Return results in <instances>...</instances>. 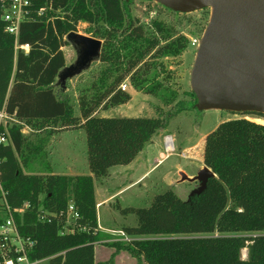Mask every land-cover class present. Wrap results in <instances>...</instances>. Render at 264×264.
Returning <instances> with one entry per match:
<instances>
[{"label":"trees","instance_id":"obj_1","mask_svg":"<svg viewBox=\"0 0 264 264\" xmlns=\"http://www.w3.org/2000/svg\"><path fill=\"white\" fill-rule=\"evenodd\" d=\"M33 4L34 13L49 4L54 11L21 24L18 41L30 48L16 50L0 0V112L16 120L0 123V132L9 139L0 143V181L11 208L23 209L14 215L20 234L33 241L31 260L102 264L95 256V243L102 238L95 179L108 177L114 165L132 162L173 116H102L97 109L131 100L132 94L121 87L127 77L136 90L158 95L162 84L152 72L157 62H149L148 55L153 49V57L178 55L188 40L174 37L173 28L161 20H155V32H149L132 17L129 1ZM82 21L102 40V68L97 79L80 90L77 114L72 99L59 94L55 84L66 67V37ZM175 96L164 98L171 103ZM23 125L38 134H25ZM59 125L86 130L90 174L53 173L45 146L54 132L51 127ZM203 158L215 175L189 199L169 189L155 195L147 207L118 205L122 214H135L137 224L124 227L132 237L129 242H108L116 249L113 257L126 250L147 264H264V123L224 119L207 134ZM35 161L41 170L25 172ZM71 203L79 216L68 221ZM3 219L0 216V224ZM245 247L248 255L243 258Z\"/></svg>","mask_w":264,"mask_h":264},{"label":"rangeland","instance_id":"obj_2","mask_svg":"<svg viewBox=\"0 0 264 264\" xmlns=\"http://www.w3.org/2000/svg\"><path fill=\"white\" fill-rule=\"evenodd\" d=\"M124 1L130 2L129 9L132 17L143 24L149 32L154 33L153 22L161 20L166 26L173 28L172 35L174 37L183 35L188 40L187 47L178 55L153 57L154 49L148 55L147 59L149 62H157L153 66L152 72L154 70L157 72V79L162 84L159 87L158 95L136 90L131 84L129 77H127L123 82H127L126 90L134 94L133 99L130 102L109 109L98 108L96 112L97 115L102 116L151 117L166 116L168 113L173 116L168 125L161 128L147 145L149 146L151 143L159 144L158 142L164 140L167 135H171L174 139L175 150L169 152L166 150L165 145L161 144L160 149L166 157H163L160 165L149 172L142 185L125 190L120 199H115L113 202V207L119 214L116 217V219L118 218L117 221L125 222L128 225H136L137 216L133 213L122 214L117 209L118 205L121 207H147L151 204L155 195L169 189L175 191L182 199H189L200 188L201 181H189L185 179L184 174L193 177L201 173V169L206 167L203 158L205 136L224 119L244 117L264 123V114L235 112L218 108L206 109L200 105V99L192 84V71L198 52V47L193 44V39H202L212 17V7L183 12L174 10L156 0ZM88 28L89 24L82 21L79 23L76 33L99 38L94 36L93 32ZM66 39L69 41V44L63 47L66 56V68L58 77L55 85L59 94L72 99L76 113L79 114L78 97L80 90L97 79L102 64L100 63V57L96 56L91 59L87 66L83 68L77 66L78 59L83 53V45L78 40L77 35H67ZM165 42L163 39L159 45ZM173 94H176V96L171 103H167L165 98L169 99ZM181 107H184V109L179 111ZM59 127L61 129L57 131L60 132L54 138L51 136L45 146L46 159L50 161L54 171L57 173H70L69 169H74L80 174H90L86 130L80 126L65 127L64 125H59ZM52 130L56 131L55 128ZM23 132L30 136L38 134L39 131L33 130L28 125H23ZM152 150L153 155L158 153L156 145L152 146ZM33 167L30 169L25 168L24 170L25 172L41 170L39 161H35ZM117 168H119V165L112 167V171ZM143 169L144 166H141L135 173H140ZM123 181L126 180L123 179ZM104 184L109 188L115 189L117 181L110 180L107 182V179H105ZM97 185L102 186L103 184L97 183ZM109 221L112 225L117 224L113 215L110 216ZM215 234L218 233L216 232ZM243 234L256 235L258 232H246ZM111 236L115 239H121L120 234ZM105 245H108V243H105ZM114 255L116 256L117 253ZM247 255L248 248L245 247L242 250V257L246 258ZM115 256L110 255L107 260L99 258L98 262L116 264L117 259ZM40 264H46V261H42ZM119 264L147 263L141 257H134L128 252L119 259Z\"/></svg>","mask_w":264,"mask_h":264},{"label":"water","instance_id":"obj_3","mask_svg":"<svg viewBox=\"0 0 264 264\" xmlns=\"http://www.w3.org/2000/svg\"><path fill=\"white\" fill-rule=\"evenodd\" d=\"M156 1L183 12L213 8L192 71L200 105L264 114V0ZM68 35H77L83 45L77 66L83 68L93 57H100L101 39L76 31ZM213 175L209 167L202 168L193 180L201 181L196 192Z\"/></svg>","mask_w":264,"mask_h":264},{"label":"built area","instance_id":"obj_4","mask_svg":"<svg viewBox=\"0 0 264 264\" xmlns=\"http://www.w3.org/2000/svg\"><path fill=\"white\" fill-rule=\"evenodd\" d=\"M33 0H2V18L6 23V31L16 38V50L23 49L28 51L29 44H20L19 33L21 24L25 21L35 19V15L42 16L47 10H52L51 4L40 7L34 13ZM54 17V16H53ZM53 17H49L50 20ZM201 38L193 39V44L200 46ZM127 82L121 84L122 89H127ZM8 120H13L14 117L7 115L4 111L0 112V123L6 124ZM9 141L6 134L0 132V143H7ZM165 148L171 152L175 150L174 139L171 135H167L164 139ZM0 216L3 222L0 224V264H39L43 260H31L28 256V250L32 247L33 241L20 234L18 225L15 219L14 211L21 212L23 209L13 210L6 198V191L4 190L0 181ZM28 204H25L27 206ZM79 213L74 204L69 205L68 221L78 218ZM69 232L73 229L69 228ZM114 234H120L121 239L130 241V236L123 230H116Z\"/></svg>","mask_w":264,"mask_h":264},{"label":"crops","instance_id":"obj_5","mask_svg":"<svg viewBox=\"0 0 264 264\" xmlns=\"http://www.w3.org/2000/svg\"><path fill=\"white\" fill-rule=\"evenodd\" d=\"M131 93V92H130ZM132 94V93H131ZM134 94H132L133 99ZM130 102V101H129ZM219 124V123H218ZM56 129V131L53 132L51 136L53 138L60 132L57 131L61 129V127H53ZM207 136V135H206ZM205 136V139H206ZM52 138V139H53ZM159 144L151 143L149 146L147 145L137 156L136 158L128 163V164H122L119 165V168L112 171V167H117V165H114L110 168L109 176L106 177L107 182L110 180L117 181L116 188H109L105 186L104 180H97L95 179V193H96V200H97V210H98V224H99V231L102 233V238L95 243V256L96 261H99V258L108 259L110 255H113L115 252V247L105 245V243L117 241L119 239L113 238L111 235H115L114 231L116 230H123L125 226H129L125 222L117 221L119 216L117 214L116 209L113 207V202L115 199H120V196L125 192V190L135 187L137 185H142L144 180L147 178L149 172L160 165L162 162L163 157H166L164 155L163 151L160 149L161 144H164V140H161L158 142ZM156 145L158 153L153 155L152 146ZM190 147V146H189ZM52 153L50 154L51 157ZM49 157V158H50ZM141 166H144L143 171L140 173H135L136 170H139ZM70 173H57L54 171L52 167L53 173L57 174H67V175H77L80 174L74 169H69ZM181 172V170H179ZM178 172V173H179ZM132 175V176H131ZM125 179L126 181L122 180ZM119 182V183H118ZM97 183L103 184L102 186H98ZM102 209V210H101ZM118 209V207H117ZM113 215L115 222L117 224L112 225L109 221L110 216ZM132 238V237H131ZM128 253L127 251H120L115 256L116 264H119V259L125 254Z\"/></svg>","mask_w":264,"mask_h":264},{"label":"bare ground","instance_id":"obj_6","mask_svg":"<svg viewBox=\"0 0 264 264\" xmlns=\"http://www.w3.org/2000/svg\"><path fill=\"white\" fill-rule=\"evenodd\" d=\"M201 170H202V169H201ZM196 176H197V175H195V176H193V177H190V176H188L187 174H184L185 179H187V180H189V181H193V180L195 179Z\"/></svg>","mask_w":264,"mask_h":264}]
</instances>
